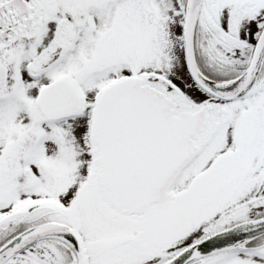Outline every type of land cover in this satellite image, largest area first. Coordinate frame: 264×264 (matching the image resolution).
Returning a JSON list of instances; mask_svg holds the SVG:
<instances>
[{
	"label": "snow or ice",
	"instance_id": "obj_1",
	"mask_svg": "<svg viewBox=\"0 0 264 264\" xmlns=\"http://www.w3.org/2000/svg\"><path fill=\"white\" fill-rule=\"evenodd\" d=\"M0 264H264V0H0Z\"/></svg>",
	"mask_w": 264,
	"mask_h": 264
}]
</instances>
